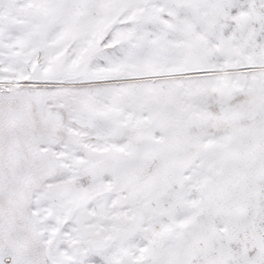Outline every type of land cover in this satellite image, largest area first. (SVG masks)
<instances>
[{"label":"snow or ice","instance_id":"6c2138e0","mask_svg":"<svg viewBox=\"0 0 264 264\" xmlns=\"http://www.w3.org/2000/svg\"><path fill=\"white\" fill-rule=\"evenodd\" d=\"M0 264H264V0H0Z\"/></svg>","mask_w":264,"mask_h":264}]
</instances>
